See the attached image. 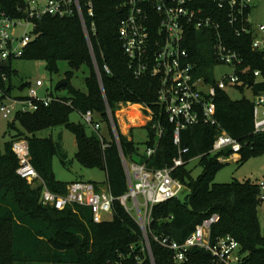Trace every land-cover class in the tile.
<instances>
[{
	"label": "trees",
	"instance_id": "trees-1",
	"mask_svg": "<svg viewBox=\"0 0 264 264\" xmlns=\"http://www.w3.org/2000/svg\"><path fill=\"white\" fill-rule=\"evenodd\" d=\"M196 1L199 7L208 9L216 19L221 17V11L211 0ZM122 2L95 1L96 35L91 33L90 42L78 16L63 19L45 17L37 21L34 39L20 59L42 61L51 74H59L60 65L66 63L69 71L57 89L67 90L68 96H54L52 93L50 96L58 101L49 107L16 115L30 135L28 143L32 165L48 189L56 194L64 195L68 187L57 180L53 168L55 157L65 168L68 167L62 135L55 140L52 137L40 138L37 134L58 128H65L74 134L77 146L75 158L80 166L106 174L115 199L114 217L111 221L95 224L88 208L58 211L43 206L40 202L43 186L32 188L17 175L19 163L13 151L11 155L0 154V229L8 226L9 231L7 249L5 252L0 249V264L22 260L43 264H218L203 249H192L185 262H176L174 253L156 240L170 237L184 243L198 225L214 214L220 216V222L212 227L211 240L230 235L241 246L244 255L241 264H264V236L259 220L264 191L261 185L250 181L215 183L216 176L228 163L220 161V158L229 159L232 154L210 153L219 132L225 131L241 143L238 163L244 164L264 154V133L255 134L253 102L247 98L233 100L228 93L218 92L216 118L220 131L205 125L190 127L181 132L180 148L175 146V127L169 123L163 107L158 103L159 81L150 75L136 79L128 68L119 37ZM24 9V0H0V13L4 12L12 19L25 17ZM221 25L226 43L243 59L239 72L249 68L242 79L247 85L252 83L253 96L264 94V53L252 49L251 35L235 36L225 18L221 20ZM215 37L212 31L192 32L186 44L199 65V75L209 83L216 82L213 74L217 66ZM82 69L88 70L84 80L86 91L78 90L72 84L75 73ZM255 72H260V78L255 77ZM2 74L7 81L0 78V91L10 97L15 88L12 83L15 73L9 66L0 70ZM244 90V87L239 88L240 92ZM127 103L148 106L155 115L153 122L142 127L148 133L145 149L155 146L157 132L152 125L161 123L163 135L151 158L141 152L133 140L134 129L130 131L132 139L119 130L116 112L121 104ZM108 110L113 114L118 141H102L95 134L88 136L86 131L89 128L84 123L74 125L71 122L73 113L82 115L90 111L99 116L103 124L110 125ZM180 149L187 150L183 155L185 165L175 170L174 177L188 191L181 198L155 206L145 234L120 202V198L129 191L122 157L146 164L150 169H164L174 166ZM197 159L202 171L194 178L189 166Z\"/></svg>",
	"mask_w": 264,
	"mask_h": 264
},
{
	"label": "built area",
	"instance_id": "built-area-1",
	"mask_svg": "<svg viewBox=\"0 0 264 264\" xmlns=\"http://www.w3.org/2000/svg\"><path fill=\"white\" fill-rule=\"evenodd\" d=\"M96 0H24L25 17L12 19L6 13H0V70L3 64L19 60L28 45L34 39L37 21L45 17L63 19L78 16L84 33L90 42L91 33L96 35ZM217 7L221 17L216 19L208 9L197 4L196 0H123L121 4L122 17L119 22V37L123 51L128 60V68L136 79L150 75L159 81L158 103L163 107L170 124L175 127L174 145L181 146V132L199 125L216 127L218 92L228 89L239 90L244 87L251 91L249 85L242 79L249 68L239 72L243 64L241 55L226 43L221 20H227L235 36L251 35L252 49L264 53V24L252 20L253 0H211ZM251 10V11H250ZM24 31L23 33H21ZM212 31L216 35L215 62L216 67H230L232 73L223 75L221 79L215 76V83H209L204 76L199 75V65L194 61L186 47L189 34L192 32ZM215 67V68H216ZM5 68V69H7ZM110 74V70L105 66ZM260 72L255 77L260 78ZM6 82L4 74L0 75ZM44 86L37 81L36 88ZM31 88L29 96L24 100H11L0 91V112L4 119L13 114V108L8 101L21 104L18 113H34L41 107H49L57 98L39 99L37 89ZM253 118L255 134L264 133V94L253 96ZM71 103H69L70 105ZM127 105H131L127 103ZM139 107V118L146 121V126L154 121L155 115L148 106L134 104ZM108 115L114 128L115 140L118 132L111 110ZM117 116V115H116ZM83 123L93 132L99 134L103 123L93 112L81 115ZM157 132L154 147H148L144 154L151 158L158 148L163 135L160 122L152 125ZM102 141L106 137L99 135ZM241 143L220 131L216 137L212 155L229 152L232 157L240 154ZM12 151L18 159L17 175L30 185L43 186L40 202L45 207L64 211L67 208H88L92 221L99 224L111 221L114 217V197L110 187L102 189L92 182H73L67 187L64 195L50 191L31 162L30 146L27 141H16ZM187 150L179 152V158L174 160V166L164 169H150L146 164L127 161L122 157L125 175L129 187L127 195L120 198L121 204L132 215L142 231L147 230L152 221L153 208L170 200L181 198L188 190L174 177L176 169L185 165L183 155ZM229 158V159H230ZM225 157L220 161L229 160ZM264 191V185L262 186ZM132 201V207L128 203ZM220 222V216L214 214L196 227L193 234L184 242L178 243L170 237L156 238L164 248L174 253L176 262H185L187 254L192 249H203L211 254L218 264H241L244 255L240 244L230 235L211 240L212 227Z\"/></svg>",
	"mask_w": 264,
	"mask_h": 264
},
{
	"label": "rangeland",
	"instance_id": "rangeland-1",
	"mask_svg": "<svg viewBox=\"0 0 264 264\" xmlns=\"http://www.w3.org/2000/svg\"><path fill=\"white\" fill-rule=\"evenodd\" d=\"M253 13L252 20L257 24H264V0H253ZM22 31L21 33H23ZM10 68L14 71L15 75L12 79V83L14 85V90L10 96L11 100L27 98L29 96V91L31 88H36L37 81H42L44 86L37 89V95L39 99H46L50 96V94H54V96H68L67 90L59 91L58 86L64 82L66 78V73L69 71L68 65L66 63H62L60 65V73L59 74H51L47 68L46 64L42 61H30V60H14L10 62ZM232 70L227 66H219L214 68L213 74L217 79H221L223 75H230ZM88 75L87 69H82L79 72L75 73V77L72 81L73 86L81 91H86L85 86V77ZM29 84L27 87L25 85ZM25 86V87H24ZM228 95L233 100H239L242 98H247L252 100L253 93L252 91H242L235 89H228ZM131 104V103H130ZM128 106L127 104H121L116 112L117 124L118 121L128 124L129 117L125 116L127 112H132L134 116L137 117L139 115L138 110L139 107ZM8 106L13 108V114L8 118L4 119L3 115L0 112V154L1 155H11L12 154V146L16 141H27L30 135L25 131V129L21 126V123L16 119V113L21 108V104L13 103L8 101ZM141 120H144L140 118ZM141 120H136V128L134 129L133 139L139 145L141 152L145 150V142L148 140V133L145 129L141 127L145 125V123L141 122ZM145 122L147 120H144ZM71 122L74 125L79 123H83V119L81 115L77 112L71 115ZM142 125V126H141ZM110 126V127H107ZM119 126V124H118ZM120 130V128H119ZM114 128L112 126V121L110 120V125L103 124V130L99 134L91 131L90 129L86 131L88 136L95 134L99 137L102 135L106 137L108 141L115 139V133L113 132ZM121 131V130H120ZM62 135V146L63 151L67 154L68 167L65 168L60 159L58 157L54 158L53 168L54 173L58 181L66 183L68 186L73 182H94L96 185H99L102 189H106L108 187V181L105 172L94 169L88 170L80 166V164L76 160L77 154V146L75 142V136L72 132L68 131L65 128L58 129H50L39 132L37 134L40 138H48L52 137L57 140L58 136ZM13 157V155H12ZM14 158V157H13ZM200 160H194L190 163L189 169L193 170L192 176L194 178L198 177L201 174V167H199ZM223 162H228L224 169L218 173L215 179V183L217 184H229L234 180H238L240 182L250 181L252 183H257L259 185H264V154L252 158L246 163H238L235 161V157L230 158L229 160H224ZM39 184L31 185L32 188L38 187ZM48 188V187H47ZM129 207H132V201L128 203ZM259 220L261 233L264 236V202L259 207ZM8 226L0 229V249L3 252L6 251L8 245ZM147 247L149 248V243H147ZM9 251V249H8ZM11 264H43V263H30L24 260L16 261Z\"/></svg>",
	"mask_w": 264,
	"mask_h": 264
},
{
	"label": "crops",
	"instance_id": "crops-1",
	"mask_svg": "<svg viewBox=\"0 0 264 264\" xmlns=\"http://www.w3.org/2000/svg\"><path fill=\"white\" fill-rule=\"evenodd\" d=\"M128 106H132V105H128ZM125 116H127V117H129V123L128 124H125V123H123L122 122V124H121V122L120 121H118V124H119V128H120V130H121V133L124 135V136H126V137H128L129 139H132L131 137H130V131H131V129H135L136 127V124H135V122H136V120H141L140 118H139V115H137V117L136 116H134V114H132V112H127L126 114H125ZM141 122H143V123H145V125H141L142 127H145L146 126V122L144 121V120H141ZM141 127V128H142ZM134 135V134H133ZM134 140V139H133ZM235 157V161H239L240 160V156L239 155H237V156H234Z\"/></svg>",
	"mask_w": 264,
	"mask_h": 264
},
{
	"label": "water",
	"instance_id": "water-1",
	"mask_svg": "<svg viewBox=\"0 0 264 264\" xmlns=\"http://www.w3.org/2000/svg\"><path fill=\"white\" fill-rule=\"evenodd\" d=\"M7 66L8 65L5 63V64L2 65V68L5 69V68H7ZM62 86H65V84H62ZM251 88H252V83L249 85V88L248 89H251Z\"/></svg>",
	"mask_w": 264,
	"mask_h": 264
}]
</instances>
